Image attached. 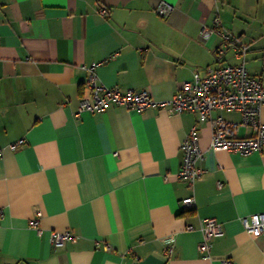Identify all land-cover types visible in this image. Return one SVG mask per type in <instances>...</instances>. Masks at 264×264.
Masks as SVG:
<instances>
[{
  "label": "crops",
  "instance_id": "obj_1",
  "mask_svg": "<svg viewBox=\"0 0 264 264\" xmlns=\"http://www.w3.org/2000/svg\"><path fill=\"white\" fill-rule=\"evenodd\" d=\"M216 15L248 44L246 67L264 85V0H0V264H264V234L240 220L264 212V152L214 150L193 112L78 113L92 66L104 86L167 100L194 72L236 61L215 57L220 36H200ZM194 125L205 171L191 188L177 173ZM191 194L194 213L182 215ZM206 217L224 228L210 257L198 250ZM52 231L75 241L55 247Z\"/></svg>",
  "mask_w": 264,
  "mask_h": 264
},
{
  "label": "built area",
  "instance_id": "obj_2",
  "mask_svg": "<svg viewBox=\"0 0 264 264\" xmlns=\"http://www.w3.org/2000/svg\"><path fill=\"white\" fill-rule=\"evenodd\" d=\"M172 10V5L161 1L156 11L160 15H167ZM106 9L102 8L101 13ZM212 33L221 38V44L215 49V57L220 60L230 51L231 57L236 61L219 63L207 66L201 75L194 72L192 78L182 81L174 95L167 100H156L145 90L107 87L97 82L94 66L85 82L89 87L90 95L82 96L79 101L78 113L82 111L101 112L110 105L145 111L148 108H166L171 113L193 112L197 114L198 121L209 122L212 126L210 146L214 150H227L248 155L254 152H264V121L260 118V111L264 105V85L260 78L249 73L246 67L248 44L228 30L216 15L211 27L203 26L200 36L205 39ZM238 111L242 118L240 122L226 120L222 115L212 116L214 111ZM240 126L252 129L251 134L241 136ZM20 139L10 144L12 149L22 144ZM183 155L182 163L177 173L179 180L193 187L194 182L204 174V169L199 167L198 161L202 151L198 144V129L194 125L180 144ZM1 154V148H0ZM182 208H195L193 194L181 200ZM1 212V209H0ZM39 216L40 212L37 211ZM243 228L249 234H264V212H255L240 218ZM37 226V220L32 222ZM187 229H193L188 225ZM201 239L198 250L210 257L211 239L224 234L222 222L215 217H206L202 220ZM66 241H75V236L69 231H52L51 242L55 247H61ZM174 245L164 248L163 253L170 256ZM226 263L230 260L226 259Z\"/></svg>",
  "mask_w": 264,
  "mask_h": 264
},
{
  "label": "trees",
  "instance_id": "obj_3",
  "mask_svg": "<svg viewBox=\"0 0 264 264\" xmlns=\"http://www.w3.org/2000/svg\"><path fill=\"white\" fill-rule=\"evenodd\" d=\"M192 213H194V208H188V209L182 208V210H181L182 215L192 214Z\"/></svg>",
  "mask_w": 264,
  "mask_h": 264
},
{
  "label": "rangeland",
  "instance_id": "obj_4",
  "mask_svg": "<svg viewBox=\"0 0 264 264\" xmlns=\"http://www.w3.org/2000/svg\"><path fill=\"white\" fill-rule=\"evenodd\" d=\"M226 58H228V59H230V60H233V59L231 58V53H230V51L226 54Z\"/></svg>",
  "mask_w": 264,
  "mask_h": 264
}]
</instances>
